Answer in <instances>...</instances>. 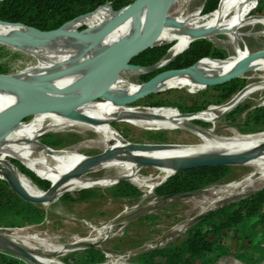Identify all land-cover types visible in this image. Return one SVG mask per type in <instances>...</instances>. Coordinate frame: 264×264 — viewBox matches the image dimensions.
I'll use <instances>...</instances> for the list:
<instances>
[{"label":"bare ground","instance_id":"obj_1","mask_svg":"<svg viewBox=\"0 0 264 264\" xmlns=\"http://www.w3.org/2000/svg\"><path fill=\"white\" fill-rule=\"evenodd\" d=\"M172 1L173 5L177 4L179 6H176L177 8L174 12H172V6L170 7L167 13L166 23L150 42H148V48L161 44L160 42L162 40L169 38L177 42L172 48V54L180 52L194 41L192 37L186 34L185 30L195 27L213 30L210 36L201 38L209 42L212 41L213 43L218 40L215 36L217 32L225 34L227 40L224 43L234 51L235 56L232 58L226 57L224 59H202L195 64L191 73L175 74L163 79L153 90V93L167 91L172 88H188L197 82L205 84L195 78L193 72L205 78L219 77L230 73L232 68L237 66L250 54L248 49L243 47V37L245 36L243 29L252 27L254 24H261L264 26L263 15L250 14L257 0H228L223 7L206 16H196L198 10H200V8L202 9L203 6L188 13L184 8L188 0ZM152 11L153 6L149 4L146 13L142 15V20L151 18ZM116 15L117 13L108 5L107 7H103L88 14V16L71 22L67 29L79 32L80 28L85 26L86 28L83 30V35H89L90 33L98 32L103 29ZM225 15H227L226 18H224ZM136 21L137 18H129V20L110 31L109 34L98 43L96 48L90 49L89 52L84 55L85 44L71 34L50 39L36 46H13L7 43L8 46L36 56L38 63L36 68L33 69V72L44 70L42 74L32 75V72L29 71L25 74L11 75L18 77L21 81L26 83L43 82L48 85L46 92L54 96L82 93L85 91L83 87L70 92H68V89L72 84L78 82L102 65V62L106 59L105 51L118 41L129 36L136 26ZM124 30L127 32L125 35H122ZM12 31L13 28L11 26L0 25V36H7ZM146 70V68L141 66H133L130 64V66L120 72L111 84L113 87L122 91L111 93L109 95L111 98L106 97L100 99L115 101L113 98L131 96V94L141 91L144 84L141 85L132 80L130 81L123 77V75H140L145 73ZM253 70H261L264 72V55L253 60L248 72ZM55 73H57L55 76H49ZM263 89L264 78H262L260 82L244 88L224 106L213 107L208 112H198L191 117H183L175 108H162L160 110H152L143 113L133 108L127 109L114 103L102 105L96 103H83L75 105L67 110L43 112L40 113L42 117L54 119V123L58 126L71 127L80 125L92 130L96 134V139L91 140L90 144L92 143L95 146L101 147L104 153H110L111 156L107 159L96 161L84 174L67 178L72 172L81 168L80 166L92 156H80L74 149L63 151L56 150L49 153V147L41 143L36 137L44 130L38 124L37 121L39 120L36 119L35 126L18 122L0 131V154L5 157V159H0V166L6 171L14 172L21 187L30 195L32 194L38 197L45 196L47 192L45 193L40 189L12 162V159L21 160L28 169H32L41 178L55 184L53 193V198H56L54 199L55 201L65 192L74 189L93 188L94 186H112L114 183L116 184L121 177H127L131 181V184H136L141 188L148 189L147 194L150 195L158 184L166 181L174 174V167L168 164V162L174 159L211 156L214 154L242 156L256 151L255 158L249 160L246 164H242L251 169L249 174L214 189L216 193H220L221 195L218 201L244 196L250 189L264 185V132L255 134L254 136H241L234 130V137L218 138L212 135V130L206 132L200 128H196V133L200 142L193 146L173 145L172 147L150 149L135 148L119 134L111 123L119 120L140 127L153 126L158 127V129H173L181 128L187 121L193 118H203L213 121L216 118H214V112L216 110L223 113L232 111L245 97H247V95ZM25 99V95L21 92L0 88V113L8 110L9 107L24 102ZM125 115L132 117L129 119H119V117ZM52 127L54 126L52 125ZM140 159L159 162L158 166H150L157 170L154 177H141L142 168L149 165L142 164L139 161ZM101 169H106L107 172L114 173L112 176H105L100 179H91L87 176L93 171ZM2 173L3 171L0 169V174ZM121 221L122 219L111 221L99 227L101 232L98 234V237H94V239L77 238L74 244H94L101 240L98 238H102L104 233L111 234L117 227H120ZM0 231L9 239L26 249L32 252L37 250V247L30 242L34 237L32 238L24 235V231L16 229H12V231L0 229ZM179 231H182L181 227L175 229V232L178 233ZM70 245L67 247H53L50 252H72L74 249H70ZM35 254L41 264H63L55 258H44L39 257L36 252ZM131 256L132 254L127 253L122 256L123 259H110L100 264L124 263L126 262L124 259Z\"/></svg>","mask_w":264,"mask_h":264},{"label":"rangeland","instance_id":"obj_2","mask_svg":"<svg viewBox=\"0 0 264 264\" xmlns=\"http://www.w3.org/2000/svg\"><path fill=\"white\" fill-rule=\"evenodd\" d=\"M204 2V0H188L184 7L185 11L189 13L198 7H202ZM176 6L178 7L179 5H172V12L176 10ZM256 9L257 13H260L258 10L259 3L257 4V7L252 10L251 14H255L254 11ZM202 10L203 9L200 8L196 16H201L200 14L202 13ZM260 15L264 16V14ZM226 17L227 15L224 16V18ZM85 28V26L81 27L80 31L85 30ZM126 32L127 31L124 30L122 35H125ZM243 32L245 34L243 37V47L247 48L249 53L264 49L263 25L254 24L252 27L244 28ZM215 36L218 40L214 43L212 41L210 43L205 39L198 40L212 44L214 51L222 57L219 59H224L226 57L232 58L235 56L234 51L224 43L227 40V36L220 32H217ZM160 43L161 44L155 46L162 48L167 47L170 57L172 54V48L177 43L176 40L168 38L162 40ZM0 46H3V52L0 51V64H2V67L7 70L5 75L25 74L29 71L32 72V75L43 73L44 70L39 71L41 73L33 72V69L36 68L38 63L36 56L4 43H0ZM132 65L136 66L134 64ZM156 72L157 71H154L152 74H155ZM262 72L263 71L261 70H253L237 78L241 84L240 89L223 100H220V91L217 86H209L206 90L195 93H190L187 88H172L167 91L151 93L135 102H131V104L117 105H121L127 109L133 108L143 113L156 110L154 108L159 107H173L180 114L192 113L189 111H194V113H204L208 112L213 107L224 106L244 88L260 82L262 78H264V72ZM145 75L147 74H130V76L124 74L123 77L142 85L145 83V79L143 78ZM226 85H219V88L225 89ZM99 100L106 99L99 98ZM158 102H166L170 105L155 106L154 104ZM85 103L102 105L111 104L113 102L109 103L107 101L90 100ZM262 105H264V89L247 95V97H245L232 111L223 113L216 110L214 112V118H216L213 121L203 118H193L187 121L181 128L173 129H158V127L153 126L140 127L119 120L112 122L111 125L117 129L123 138L131 145L132 143L150 145L153 143H161L193 146L200 142L196 133V128H200L206 132L212 130V135L218 138H232L234 137V130L241 136H254L255 134L263 133L264 126L255 121H249L248 118V116L254 112L256 107ZM238 109L242 110V112L237 113L236 110ZM41 117L40 113L34 114L19 123L27 125L32 124L35 126L36 119L39 120L37 122L44 130L36 137L41 143L49 146V148L52 147L58 151L74 149L78 155L85 157L104 153V150L101 147L95 146L92 143L90 144L91 140L96 139V134L92 130L80 125H74L71 127L58 126L54 123V119ZM130 117L131 116L129 115H125L119 117V119H129ZM231 122L233 124H231ZM52 125L54 127H52ZM248 128L256 129L257 132L254 134L243 133V130ZM0 159H5V157L0 154ZM14 161H17L24 166V163L21 160L15 159L12 162L14 163ZM227 166L229 167V170L222 179L200 191L191 193L190 196L175 195L170 197L162 194V192L159 193V188L164 186L172 175L166 181L158 184L150 195L147 194L148 189L141 188L135 184L140 191V195L134 198L114 195V189L112 186L115 183L112 186L107 187L94 186L93 188H78L65 193L72 194L73 192L83 189H95L98 196L85 201H73V203L62 202L59 198L50 203L38 204L41 209L46 212V217L42 223H32V225L24 224L21 227L12 228L1 227L0 229L9 231H12V229L22 230L24 231V235L32 238L34 237L30 242L37 247L35 252L39 257L55 258L63 264H94L92 262L94 257L87 249L89 247L86 246L76 247L72 252L52 253L50 250L53 247H67L74 243L77 238L94 239V237H98V234L101 232L99 227L116 219H122L120 227H115L116 230L111 234L104 233L102 236L103 239L98 238L101 240L92 244L91 247L97 249L102 255L100 261L96 262L98 264L105 263L110 259H123L122 256L127 253L132 254V256L125 258L124 260H126V262H135L137 261V256L142 252L155 250V248L166 245H175L184 240L192 225L198 220V218L207 212L216 210L218 207L224 206L229 202L248 196L249 194L255 193L264 188V185H260L247 191L244 196L218 201L221 195L220 193H216V190L214 191L216 187L224 186L251 172V169L248 166L239 164ZM113 173L107 172L106 169H101L93 171L87 176L91 179H100L105 176H112ZM156 173L157 170L154 167L146 166L141 170V177H154ZM44 180L51 185L50 181L46 179ZM127 181L131 183L129 179ZM178 227H181L182 231L177 233L175 232V229ZM234 235L233 230H231L220 238L229 253L227 257L220 260V263L222 264H245L234 258V255L237 254L239 248L238 241L235 239ZM25 264L32 263L26 260Z\"/></svg>","mask_w":264,"mask_h":264},{"label":"trees","instance_id":"obj_3","mask_svg":"<svg viewBox=\"0 0 264 264\" xmlns=\"http://www.w3.org/2000/svg\"><path fill=\"white\" fill-rule=\"evenodd\" d=\"M133 1L0 0V20L4 22H19L41 31H48L57 29L75 18L107 7L106 4L108 3L112 4L115 11H120L133 3ZM227 1L207 0L200 15H210L211 12L223 7ZM257 4L258 2H256L253 9L257 7ZM258 10L260 13H257V9L254 13L264 14V1L259 2ZM210 43L200 40L193 41L191 46L171 61L169 65L158 70L155 74L145 75L143 77L145 82L162 71L192 67L202 58H222L220 54L214 51ZM0 51L3 52V46H0ZM168 58L167 47L154 46L132 58L131 63L144 68L151 67V65ZM6 73L7 70L0 64V74ZM240 85V81L234 79L226 85L225 89L217 86L220 91V100L233 95L240 89ZM207 88H209L208 85L197 82L188 87L187 90L190 93H195L204 91ZM121 91L113 86L110 87V94ZM92 100L123 104L113 100ZM154 105L167 106L170 104L158 102ZM162 108L170 107L154 109L160 110ZM189 112L193 113L194 111ZM236 112L241 113L242 110L238 109ZM248 118L249 121L252 120L264 126V105L256 107ZM231 124L233 123L231 122ZM255 132L257 130L252 128L243 130V133L247 134H254ZM14 164L40 189L47 192L46 190L50 187L48 182L37 176L33 170L24 167L25 165L22 166L17 161H14ZM228 170L229 167L227 165L180 170L175 172L158 191L170 197L195 193L222 179ZM112 187L116 196L134 198L140 195L138 187L127 180H121ZM97 196L98 193L95 189H83L72 194L65 193L60 197V200L65 203H73V201H85ZM45 217V210L41 209L38 204L22 199L6 181L0 179V228L21 227L24 224L32 225V223L38 224L42 223ZM231 230H233L234 237L239 245L238 252L234 255V258L245 264L262 263L264 261V188L218 207L214 211L207 212L192 225L184 240L175 245H166L155 248V250L142 252L137 256V261L146 264H222L220 260L227 257L229 253L220 238ZM87 249L94 257L92 262L94 264L99 262L102 258L101 253L92 247ZM0 264H25V262L17 256L15 257V255L0 251Z\"/></svg>","mask_w":264,"mask_h":264},{"label":"water","instance_id":"obj_4","mask_svg":"<svg viewBox=\"0 0 264 264\" xmlns=\"http://www.w3.org/2000/svg\"><path fill=\"white\" fill-rule=\"evenodd\" d=\"M203 7L207 3V0H204ZM264 0H257L259 3ZM149 4H152L153 11L152 16L148 20H142V15H144L149 7ZM109 5L113 11L114 8L111 3L106 4ZM173 5L172 0H134L133 3L129 4V6L123 8L120 11H115L117 15L109 21V24L106 25L103 29L98 32L90 33L89 35H83V31L74 32L70 31L68 25L85 16H81L75 18L74 20L68 21V23L63 24V26L52 29L48 31H41L32 26H26L19 22H4L0 20V25L11 26L13 31L7 36H0V43L10 44L13 46H28V45H39L43 42H46L50 39H54L60 36H67L68 34L76 36L79 41H82L85 44V49L83 55L88 53L90 49L96 48L98 43L107 35L110 31L123 24V22L129 20V18H137L136 26L129 34V36L123 38L118 41L115 45L109 47L106 53V59L102 62L97 69L92 71L89 75L85 76L78 82L72 84L68 89V92L72 90H76L78 88H85V91L79 94H70L65 96H54L48 94L46 92L47 84L43 82H29L26 83L21 81L18 77L12 76L11 74L5 75L0 74V88L6 90H12L21 92L25 95L26 99L24 102L9 107L8 110H5L0 113V131L3 129H7L9 126L26 120L30 116L34 114H39L43 112H50L51 110H67L71 107L88 102L92 99L106 98L109 97L110 87L113 83L114 79L123 71L126 67L130 66L131 59L141 54L142 52L150 49L148 48V42L161 30L163 25L167 20V13L170 7ZM92 13V12H91ZM89 13V14H91ZM213 30L207 29H199V28H188L185 30L186 34L192 37L195 40L204 38L206 36H210ZM193 42H191L192 44ZM191 44L184 50L180 52H176L172 54L168 59L161 60L157 62L155 65H151V67L146 68V72L143 74H151L154 71L161 70L166 67L173 61L176 57H178L181 53L185 52ZM264 55V49L258 51H252L242 62H240L237 66L232 68L230 73L213 78H205L201 75L194 73L195 78L204 82L208 86H219L226 85L229 82L233 81L241 77L243 74L248 72L251 67V64L254 59L257 57ZM204 59V58H202ZM215 59V58H214ZM219 59V58H217ZM201 60V59H200ZM199 61V60H198ZM197 62V61H196ZM197 64V63H195ZM188 68H180V69H171L167 71H162L155 76H153L149 81L143 83L144 87L141 91L131 94V96L125 97H117L113 98L115 101L123 104H131V102H135L143 97H146L153 93V90L160 84V82L170 77L171 75L181 74L192 72V68L195 66ZM135 65V64H134ZM139 66V65H136ZM142 67V66H141ZM55 74H50L49 76H55ZM47 76V77H49ZM196 113H182L183 117H191ZM132 117V116H131ZM135 148H165L172 147L170 144H161V143H153V144H137L132 143ZM178 145V144H177ZM56 151L54 148H49V153ZM256 151L252 153H248L245 155L232 156L228 154H214L211 156H199L194 158H180L174 159L171 162H168L169 165L174 167V173L180 170H188L194 169L195 167H212L215 165H235V164H246L249 160L255 158ZM111 156L110 153H101L98 155H92L91 158L86 160L77 170L72 172L67 178H71L72 176L84 174L96 161L107 159ZM144 165L149 166H158L159 162L155 160L148 159H140L139 160ZM3 171L0 174V179L6 181L12 189L24 200L34 203V204H46L52 202L53 193L55 190V184L50 185L49 189L46 190L47 194L45 196H34L30 195L23 189L17 179V176L12 171H6L1 168ZM32 170V169H31ZM37 175V174H36ZM38 176V175H37ZM40 177V176H39ZM41 178V177H40ZM43 179V178H42ZM121 180H128L127 177H121L118 179V182ZM191 193L182 194L181 196H190ZM214 211V210H213ZM75 243V242H74ZM70 245V249H74L80 246L91 247L92 244L89 243H81ZM0 250L7 252L11 255H15L24 262L28 260L32 264H41L37 259L35 252L26 249L20 244L14 242L9 239L4 233L0 231ZM55 264V263H54ZM98 264V263H95ZM119 264H146L143 262L135 261V262H124ZM260 264H264V261Z\"/></svg>","mask_w":264,"mask_h":264}]
</instances>
